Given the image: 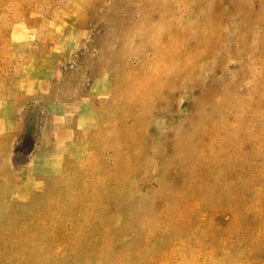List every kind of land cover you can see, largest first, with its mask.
<instances>
[{
    "label": "rangeland",
    "instance_id": "obj_1",
    "mask_svg": "<svg viewBox=\"0 0 264 264\" xmlns=\"http://www.w3.org/2000/svg\"><path fill=\"white\" fill-rule=\"evenodd\" d=\"M0 264H264V0H0Z\"/></svg>",
    "mask_w": 264,
    "mask_h": 264
},
{
    "label": "bare ground",
    "instance_id": "obj_2",
    "mask_svg": "<svg viewBox=\"0 0 264 264\" xmlns=\"http://www.w3.org/2000/svg\"><path fill=\"white\" fill-rule=\"evenodd\" d=\"M129 121V120H128ZM131 123V122H130ZM152 166V165H151Z\"/></svg>",
    "mask_w": 264,
    "mask_h": 264
}]
</instances>
